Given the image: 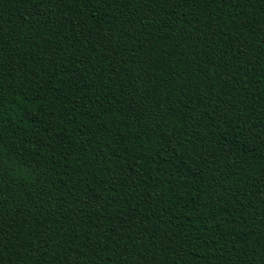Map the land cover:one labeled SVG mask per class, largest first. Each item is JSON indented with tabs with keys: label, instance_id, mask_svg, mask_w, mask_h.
<instances>
[{
	"label": "trees",
	"instance_id": "obj_1",
	"mask_svg": "<svg viewBox=\"0 0 264 264\" xmlns=\"http://www.w3.org/2000/svg\"><path fill=\"white\" fill-rule=\"evenodd\" d=\"M0 264H264V0H0Z\"/></svg>",
	"mask_w": 264,
	"mask_h": 264
}]
</instances>
